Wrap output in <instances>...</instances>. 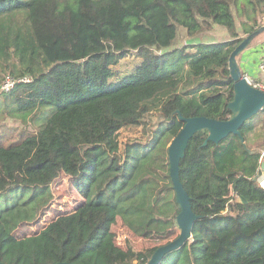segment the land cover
Segmentation results:
<instances>
[{
	"label": "trees",
	"instance_id": "trees-1",
	"mask_svg": "<svg viewBox=\"0 0 264 264\" xmlns=\"http://www.w3.org/2000/svg\"><path fill=\"white\" fill-rule=\"evenodd\" d=\"M263 20L264 0H0V123L35 129L0 146V263L147 264L163 245L123 249L113 226L121 218L135 236L163 241L179 232L169 146L181 117L230 119V56ZM218 26L230 38L204 42ZM181 30L186 44L172 48ZM131 56L140 64L114 84ZM25 77L33 81L2 92L7 78ZM259 128L264 110L241 137L204 146L203 131L190 141L181 182L200 218L160 264H264ZM129 129L141 137L121 142ZM63 175L83 203L19 236L54 204Z\"/></svg>",
	"mask_w": 264,
	"mask_h": 264
},
{
	"label": "water",
	"instance_id": "water-1",
	"mask_svg": "<svg viewBox=\"0 0 264 264\" xmlns=\"http://www.w3.org/2000/svg\"><path fill=\"white\" fill-rule=\"evenodd\" d=\"M262 33H264V27L247 36L230 56L229 70L231 79L234 82V99L228 105V108L232 112L230 119L227 121H217L206 117H181L184 126L169 146L170 175L176 194V202L180 209V214L177 217L180 235L172 242L159 247L147 264H160L167 254L185 247L193 238V227L200 217L192 210L191 199L181 182L180 174L181 161L185 158L187 148L193 137L197 133L206 131L208 137L204 146L208 142L219 144L231 134L241 137V127L249 123L264 110V92L252 87L247 82L238 60ZM262 179H264V163L261 164L254 180L255 182H260Z\"/></svg>",
	"mask_w": 264,
	"mask_h": 264
},
{
	"label": "rangeland",
	"instance_id": "rangeland-1",
	"mask_svg": "<svg viewBox=\"0 0 264 264\" xmlns=\"http://www.w3.org/2000/svg\"><path fill=\"white\" fill-rule=\"evenodd\" d=\"M238 29L240 31L239 26ZM229 38L230 35L228 34L227 30L218 26L211 32L204 35L203 41L204 42L224 41ZM259 40H260V36H258L255 39L254 45ZM186 41L187 38L184 34V31L181 30L172 48L182 47L186 44ZM238 60L239 63L242 62L241 56L238 58ZM140 62H141L140 59L133 56L124 59L115 68L116 77L119 76L120 77L117 79L114 78L112 82L116 84L124 76L131 74L132 71L136 68V66L140 64ZM250 68L256 71L254 66L250 65ZM242 70L243 73L245 74L246 68L244 66L242 67ZM251 73H254V71H251ZM255 122H258V120H256ZM34 130L35 129L33 125L25 126L19 120L7 119L6 121L0 123V146L9 147L12 145L19 144L27 136H29L31 132H34ZM262 130L263 129L260 128L258 129V134H260V136L264 135V131ZM141 133H142L141 129L125 130L121 133L120 141L125 142L130 138H139L141 137ZM259 183L263 185L262 182ZM52 191L55 198L53 202L54 204L47 210L46 214L42 217L41 220L31 225L22 227L18 232L19 236L39 233L43 228L49 225V223L54 218L55 212L57 211L71 212L72 210H74V207L78 203L79 204L83 203V199L80 196L78 189L74 186V180L71 177L63 175L52 185ZM232 203L234 206L237 203V199L235 198ZM113 231L116 235V241L118 246H120L123 249H126L130 245L137 251H144L152 247L166 245L172 242L173 240H175L177 236L180 234V230H179V232H176L171 239L164 241L158 238L155 239L139 238L135 236L128 229V227L124 224L121 218H118V220L116 221L115 225L113 226Z\"/></svg>",
	"mask_w": 264,
	"mask_h": 264
},
{
	"label": "crops",
	"instance_id": "crops-1",
	"mask_svg": "<svg viewBox=\"0 0 264 264\" xmlns=\"http://www.w3.org/2000/svg\"><path fill=\"white\" fill-rule=\"evenodd\" d=\"M263 27H264V20H263ZM264 55V33L260 35V40L257 41L255 45H253L251 48H249L244 54L241 56V67L246 68L245 74L251 76L252 78L260 81L262 80L261 73L259 71V63L261 61V58ZM250 65L254 66L256 71L250 68ZM251 71H254V73H251ZM260 182L264 183V179H262Z\"/></svg>",
	"mask_w": 264,
	"mask_h": 264
},
{
	"label": "built area",
	"instance_id": "built-area-1",
	"mask_svg": "<svg viewBox=\"0 0 264 264\" xmlns=\"http://www.w3.org/2000/svg\"><path fill=\"white\" fill-rule=\"evenodd\" d=\"M259 71L262 76V80L258 81L251 76L244 74V77L246 78L247 82L254 88L259 89L264 92V55L261 58V61L259 63ZM32 78L30 77H25L22 79H14V78H7L5 83L2 85V92L4 93H9L15 89V87L20 84V83H30L32 82ZM264 187V183H262Z\"/></svg>",
	"mask_w": 264,
	"mask_h": 264
}]
</instances>
